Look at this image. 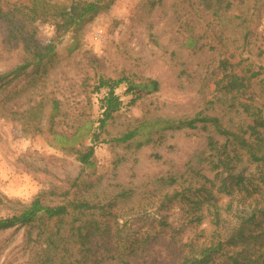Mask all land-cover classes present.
<instances>
[{"label": "trees", "instance_id": "obj_1", "mask_svg": "<svg viewBox=\"0 0 264 264\" xmlns=\"http://www.w3.org/2000/svg\"><path fill=\"white\" fill-rule=\"evenodd\" d=\"M115 1L71 0L59 5L52 0H0V56L23 50L21 63L0 69V114L30 119L42 132L43 100L23 111L9 106L14 94L22 90L15 80L29 69L39 71L56 56L57 43L41 41L35 24L55 25L60 35L80 30ZM159 2L144 0L143 6L151 11ZM183 2L190 19L175 9L186 22V34H196L187 37L184 47L193 54L208 50L215 57V65L207 70V78L217 77L215 111L143 118L112 135L109 125L119 112L160 91L161 83L155 78L136 81L130 76H99L87 98L91 103V95H98V118L86 120L70 134L53 133L54 145L80 162V174L68 180L69 187L39 192L21 211L0 216V234L10 231L14 235L24 229L16 258H26L21 264H134L132 258L162 237L182 247L174 264H264V188L255 187L248 174L249 163L264 166V51L260 46L255 54L252 51L264 23V0ZM122 85L131 95L127 103L118 93ZM200 128L208 133L207 143L190 159L187 171L156 179L161 188H177L159 193L149 190L139 196L136 202L143 208L135 220L121 222L118 213L106 205L79 195L77 189L72 191L79 188L82 175L95 171L100 144L160 145L169 131ZM260 178L264 182V171ZM243 191L253 198L248 204L234 200ZM223 194L231 195L230 201L221 203ZM133 195L132 189L123 190L107 204L129 202ZM176 202L180 208L170 212ZM202 223L207 225L201 227ZM6 246L0 240V258ZM14 253H7L3 264H12L9 255Z\"/></svg>", "mask_w": 264, "mask_h": 264}, {"label": "rangeland", "instance_id": "obj_2", "mask_svg": "<svg viewBox=\"0 0 264 264\" xmlns=\"http://www.w3.org/2000/svg\"><path fill=\"white\" fill-rule=\"evenodd\" d=\"M52 1L68 5L71 0ZM143 5L144 0H116L108 11L100 13L84 28L61 35L48 22L35 24L41 41L57 43L56 56L39 71L29 69L16 79L18 89L22 90L9 103L13 109L23 111L43 100L39 113L42 132L34 128L30 119L0 114V197L3 201L0 216L21 211L39 192L69 187L68 180L80 174V162L64 148L54 145L53 133L70 134L79 124L98 118V95H91V103L87 98L101 75L130 76L136 81L155 78L161 83L160 91L141 97L135 105L119 112L109 125L112 135L121 134L143 118L163 119L215 111L217 77L207 78V70L215 65V57L208 50L193 54L184 47L188 36H196L186 34V22L175 9L177 6L190 19L192 15L186 13V4L183 0H160L151 11ZM259 46L264 51V23L252 45L254 54ZM22 58V49L4 52L0 56V69L13 67ZM125 90L122 85L118 93L127 103L131 95ZM207 137L208 133L201 128L182 129L169 131L160 145L136 148L128 143L100 144L95 171L82 175L79 188L73 187L72 191L77 189L79 195L106 205L118 213L121 222L127 218L135 220L143 208L136 202L139 196L149 190L159 193L177 188H161L156 179L171 172H186L193 155L205 147ZM248 167L255 187L259 184L264 188L260 178L264 166L249 163ZM249 188L252 190L254 186ZM127 189L134 191L131 201L108 206L109 201H114V195ZM247 196L243 191L234 200H247L248 204L253 198ZM231 198L223 194L219 201L227 203ZM178 208L176 202L170 212ZM206 225L202 223L201 227ZM23 233L24 229L14 235L10 231L0 234V240L7 244L0 264L11 251H15L9 255L13 258L12 264L24 263L26 258L16 259L20 256L18 247ZM181 253L179 244L162 237L132 261L134 264H174Z\"/></svg>", "mask_w": 264, "mask_h": 264}]
</instances>
